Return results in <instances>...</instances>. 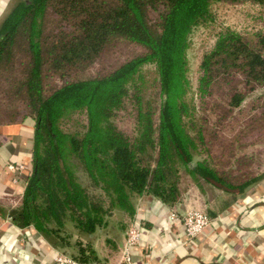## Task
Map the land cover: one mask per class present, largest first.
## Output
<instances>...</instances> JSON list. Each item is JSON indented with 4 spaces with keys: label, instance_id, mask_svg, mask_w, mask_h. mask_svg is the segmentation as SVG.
I'll list each match as a JSON object with an SVG mask.
<instances>
[{
    "label": "trees",
    "instance_id": "1",
    "mask_svg": "<svg viewBox=\"0 0 264 264\" xmlns=\"http://www.w3.org/2000/svg\"><path fill=\"white\" fill-rule=\"evenodd\" d=\"M244 2L264 9V0H14L0 21V74L27 111L0 125L31 118L35 130L33 171L9 211L12 221L33 226L58 248H76L72 256L89 262L98 259L95 234L115 211L134 215V195H151L182 214L189 198L183 174L195 182L202 202L218 193L235 198L263 179L264 172L233 181L207 159H196L208 148L188 98L192 30L214 20L216 5ZM120 43L141 51L108 71L83 75ZM146 66L154 70L152 96L146 95ZM48 71L59 84L47 85ZM199 71L201 99L218 81L241 76L227 92L225 114L251 93L264 98V32L249 38L222 29ZM128 108L131 134L115 122ZM74 113H83L84 121L71 131L64 124Z\"/></svg>",
    "mask_w": 264,
    "mask_h": 264
},
{
    "label": "crops",
    "instance_id": "2",
    "mask_svg": "<svg viewBox=\"0 0 264 264\" xmlns=\"http://www.w3.org/2000/svg\"><path fill=\"white\" fill-rule=\"evenodd\" d=\"M10 7L11 0H0V21ZM34 130L31 118L0 125V264H58L56 253L66 252L33 226H17L9 214L20 203L33 171ZM9 163L26 168L12 171ZM132 202L134 215H124L116 226L110 222L102 249L93 244L98 259L90 263L116 264L128 226L136 220L142 234L135 264H264V179L234 199L218 194L202 202L201 197V209L211 221L190 241L184 240L181 226L168 223L170 208L162 201L142 194L134 195Z\"/></svg>",
    "mask_w": 264,
    "mask_h": 264
},
{
    "label": "rangeland",
    "instance_id": "3",
    "mask_svg": "<svg viewBox=\"0 0 264 264\" xmlns=\"http://www.w3.org/2000/svg\"><path fill=\"white\" fill-rule=\"evenodd\" d=\"M13 3L14 0H11V5ZM213 15V21L201 23L194 27L190 34V44L186 52L187 77L190 82L188 98L189 100L193 99V103L196 105L194 118L204 129L208 148V153L197 152L196 159H207L212 165H217L218 168L224 170L228 178L230 177L233 181H240L264 172V98H258L259 93H251L242 102L240 108L225 114V109L228 107L226 105L228 101L227 92L234 85L240 84L241 76H235L230 83L223 80L218 81L212 86L210 95L203 99L198 97L196 89L201 59L213 46L217 34L224 28H232L243 34L246 33L249 38H253L254 32H264V9L249 2L236 5L218 4L214 7ZM140 51L141 49L136 45L120 43L113 50L107 52L97 64L86 70L83 75H94L98 72L108 71L120 61ZM144 69L147 85H149L146 95L152 96L156 90L154 82L152 83L154 70L150 66H146ZM46 82L49 86L59 84L60 80L48 71ZM26 111L25 104L12 90L7 75L0 74V120L7 121L10 119V114L14 112H18L15 117L21 118ZM83 121V113H74L64 124V127L72 131ZM115 122L118 127L131 134L134 126V116L131 109L128 108L119 113L115 117ZM78 174L82 183L92 188L86 175L82 171H79ZM180 183L183 192L188 193L189 196L187 208L201 209V195L195 186V182L188 175L183 174ZM226 195L229 199L232 198L231 195ZM125 219L126 217L121 212L115 211L110 219L111 224H109L116 226L119 222L123 223ZM107 229L97 232L93 238V244L98 250L104 246ZM74 239H77V236H74ZM75 252H77L76 248H66V253L70 255Z\"/></svg>",
    "mask_w": 264,
    "mask_h": 264
},
{
    "label": "built area",
    "instance_id": "4",
    "mask_svg": "<svg viewBox=\"0 0 264 264\" xmlns=\"http://www.w3.org/2000/svg\"><path fill=\"white\" fill-rule=\"evenodd\" d=\"M8 169L15 171L16 169L24 170V164L9 163ZM14 180V179H13ZM210 217L202 209L189 207L182 214H178L173 210H169L168 223L177 224L182 227V236L185 241L195 239L210 224ZM141 228L136 220L131 221L126 231L124 243L121 247V254L116 264H135L133 259L134 253H138V247L141 243ZM58 264H108L98 262H81L66 252H58L55 255Z\"/></svg>",
    "mask_w": 264,
    "mask_h": 264
}]
</instances>
